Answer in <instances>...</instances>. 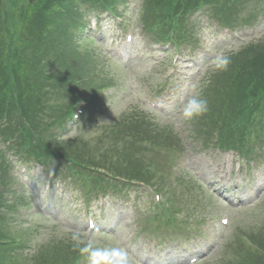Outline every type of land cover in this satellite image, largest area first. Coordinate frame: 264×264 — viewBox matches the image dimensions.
Instances as JSON below:
<instances>
[{
  "label": "trees",
  "instance_id": "trees-1",
  "mask_svg": "<svg viewBox=\"0 0 264 264\" xmlns=\"http://www.w3.org/2000/svg\"><path fill=\"white\" fill-rule=\"evenodd\" d=\"M140 1L144 34L155 42L181 47L198 44L191 19L197 11L209 7L232 25L239 6L249 0ZM126 2L0 0V142H9L17 154L42 165L55 159L66 162L65 173L81 181L82 188L87 184L88 195L134 189L136 181L156 184L153 173L158 169L148 160L150 155H175L182 146L173 130L160 131L165 135L160 137L146 130L148 122L130 113L108 128L96 124L97 132L90 139L60 138L79 101L86 104L82 119H95L106 100L102 90L108 86L100 80L91 52L81 50L70 36V28L78 27V8L89 5L119 14ZM187 117L194 139L233 150L246 161L260 157L264 152V38L218 61L207 73ZM8 171L0 154L2 189L10 184ZM103 171L120 181H108ZM188 184L183 185L186 190L179 201L174 193L160 204L166 222L173 220L176 206L196 212L202 204ZM5 223L0 215V264H76L81 258V246L75 242L52 240L28 263H20L7 246L14 238L6 233ZM249 239L255 249L238 246L230 264H264V237L250 234Z\"/></svg>",
  "mask_w": 264,
  "mask_h": 264
},
{
  "label": "rangeland",
  "instance_id": "rangeland-1",
  "mask_svg": "<svg viewBox=\"0 0 264 264\" xmlns=\"http://www.w3.org/2000/svg\"><path fill=\"white\" fill-rule=\"evenodd\" d=\"M119 10L121 24L107 12L84 10L86 33L76 32L83 39L76 44L91 52L100 80L112 88L106 90L104 106L94 120L70 123L61 138L90 139L97 132L96 124L108 128L129 113L148 122L146 130L160 137H165L160 131L173 130L184 146L174 171L190 175L209 191L207 221L199 227L200 234L188 240L160 242L153 233L139 232L141 227L149 230L155 225L149 220L155 210L154 194L144 187L115 200L86 204L70 187L69 178L61 173L52 176L51 171L11 153L18 180L15 192L24 196L28 206L6 216L4 229L21 245L16 249L20 263H28L41 247L55 240L81 246V264H226L238 246L243 248L241 236L264 237V159L254 164L259 168L244 169L231 152L204 148L190 136L187 109L221 56L264 38V0L242 3L233 16V27L221 23L212 10L198 13L194 30L200 44L192 52L183 50L187 56L177 62L172 61L177 54L173 46L154 45L144 35L139 0H129ZM159 172L170 186L167 168ZM7 200L16 203L11 195ZM91 222L99 227L93 229ZM193 227L180 229L189 235L194 234ZM162 229L167 237L168 229Z\"/></svg>",
  "mask_w": 264,
  "mask_h": 264
}]
</instances>
